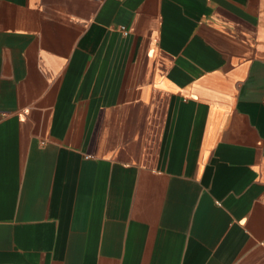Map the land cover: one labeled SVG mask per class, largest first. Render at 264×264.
<instances>
[{
    "label": "crops",
    "instance_id": "1",
    "mask_svg": "<svg viewBox=\"0 0 264 264\" xmlns=\"http://www.w3.org/2000/svg\"><path fill=\"white\" fill-rule=\"evenodd\" d=\"M0 264H264V0H0Z\"/></svg>",
    "mask_w": 264,
    "mask_h": 264
},
{
    "label": "built area",
    "instance_id": "2",
    "mask_svg": "<svg viewBox=\"0 0 264 264\" xmlns=\"http://www.w3.org/2000/svg\"><path fill=\"white\" fill-rule=\"evenodd\" d=\"M120 30H121V32L123 33V34H125L126 32L123 30V28H120Z\"/></svg>",
    "mask_w": 264,
    "mask_h": 264
}]
</instances>
